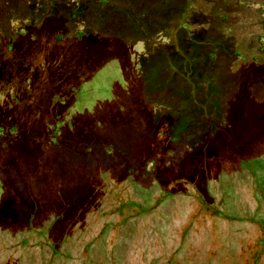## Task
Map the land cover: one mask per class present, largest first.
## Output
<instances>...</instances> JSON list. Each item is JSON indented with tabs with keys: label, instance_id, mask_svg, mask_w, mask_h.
<instances>
[{
	"label": "rangeland",
	"instance_id": "obj_1",
	"mask_svg": "<svg viewBox=\"0 0 264 264\" xmlns=\"http://www.w3.org/2000/svg\"><path fill=\"white\" fill-rule=\"evenodd\" d=\"M0 131V264H189L181 179L264 227V0H0Z\"/></svg>",
	"mask_w": 264,
	"mask_h": 264
},
{
	"label": "flooded vegetation",
	"instance_id": "obj_2",
	"mask_svg": "<svg viewBox=\"0 0 264 264\" xmlns=\"http://www.w3.org/2000/svg\"><path fill=\"white\" fill-rule=\"evenodd\" d=\"M2 131H0V134ZM151 165V163H150ZM3 168V165L0 167ZM182 187H178V193L183 194V198L189 195L183 202V205L186 206L184 211L186 212L182 215L183 220L180 217L179 228L174 229V236H179L178 234L181 233L182 237L180 240H183L185 234L187 232L190 235H197L196 244H192L191 242L187 244L186 249L184 250L185 253V261L189 264H202L200 259H198L199 253L203 254V257L206 258L208 253L210 256L213 252H218L220 248H226L230 246L231 237H237L236 243L239 244V248L236 251V254L233 253V250L227 252V249H224L227 254L230 253L231 256L237 257L234 259V264H264V227L260 226L258 223H242L239 226L235 222V217L229 216V212L226 211L223 206H221V202L216 201L208 192L205 191V180L200 179V181L196 180H187L181 179ZM201 185H199V184ZM118 187H120V192L118 191ZM188 188V189H187ZM185 191L183 192V190ZM102 196V201L105 202V205L102 206L100 210L103 211L105 214L108 210L110 212H119L120 209H124L127 205H130L129 200L124 196L127 195L126 189L121 182L115 181L110 188L106 187L104 189ZM93 213L97 209H92ZM85 216V215H84ZM84 216L82 218H75V226L81 225L79 227L80 232L77 235H81L84 233H89L91 227L85 226ZM94 216V214H93ZM229 217V222L222 219ZM96 220H100V218H96L95 216L91 218L90 225L96 223ZM233 224V228L230 225ZM73 225V227H74ZM97 226V224H95ZM85 226V227H84ZM104 226V225H103ZM102 226V228H104ZM75 229V228H74ZM100 224L96 228H91V232H95V236L97 237L100 235ZM201 230L204 232V235H201ZM226 230V231H225ZM230 238V239H229ZM175 242V246H169L168 250L170 251L169 258H172L173 254H175L179 248L177 245V239H173ZM43 243V242H40ZM52 244V243H51ZM160 245L159 243L154 242V246ZM222 247V248H223ZM142 252V251H141ZM226 254V255H227ZM239 256V257H238ZM142 257V256H141ZM157 257H151V262ZM159 259V258H157ZM159 264H165L167 261L165 259H159ZM137 264L138 261H133ZM133 263V264H134Z\"/></svg>",
	"mask_w": 264,
	"mask_h": 264
},
{
	"label": "trees",
	"instance_id": "obj_3",
	"mask_svg": "<svg viewBox=\"0 0 264 264\" xmlns=\"http://www.w3.org/2000/svg\"><path fill=\"white\" fill-rule=\"evenodd\" d=\"M26 27H27V26H25V28H23L22 32H24V31L26 30Z\"/></svg>",
	"mask_w": 264,
	"mask_h": 264
}]
</instances>
